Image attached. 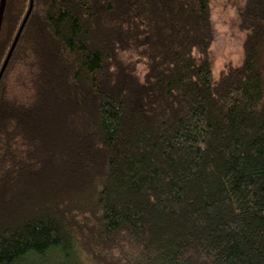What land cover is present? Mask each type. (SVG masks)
<instances>
[{
    "label": "trees",
    "instance_id": "trees-1",
    "mask_svg": "<svg viewBox=\"0 0 264 264\" xmlns=\"http://www.w3.org/2000/svg\"><path fill=\"white\" fill-rule=\"evenodd\" d=\"M237 14L216 76L211 0H34L0 81V264H264V0Z\"/></svg>",
    "mask_w": 264,
    "mask_h": 264
},
{
    "label": "rangeland",
    "instance_id": "rangeland-1",
    "mask_svg": "<svg viewBox=\"0 0 264 264\" xmlns=\"http://www.w3.org/2000/svg\"><path fill=\"white\" fill-rule=\"evenodd\" d=\"M242 2L243 0H211L216 32L213 44V71L216 76L226 63H238L242 59L245 34L239 28L237 14V7ZM66 257L62 251H58L48 263L31 260L27 264H58ZM78 257L82 263L91 264L83 254H78Z\"/></svg>",
    "mask_w": 264,
    "mask_h": 264
},
{
    "label": "water",
    "instance_id": "water-1",
    "mask_svg": "<svg viewBox=\"0 0 264 264\" xmlns=\"http://www.w3.org/2000/svg\"><path fill=\"white\" fill-rule=\"evenodd\" d=\"M6 4H7V0H0V34H1V29H2V23H3V20H4ZM33 4H34V0H31L29 10H28V12H27V14H26V16H25V18L23 20L22 25L20 26V28H19L16 36H15V39H14L12 45H11V48H10L8 54H7V57H6V59H5L4 63H3V66H2V68L0 70V81H1V78L3 76V73H4L5 69H6V67H7V65L9 63V60H10L12 54H13V51H14V49H15L18 41H19V38H20L21 33L23 31V28H24V26H25V24H26V22L28 20V17H29V15H30V13H31V11L33 9Z\"/></svg>",
    "mask_w": 264,
    "mask_h": 264
}]
</instances>
